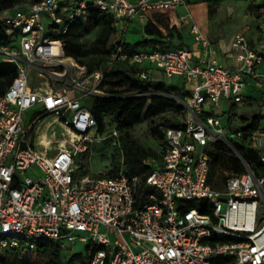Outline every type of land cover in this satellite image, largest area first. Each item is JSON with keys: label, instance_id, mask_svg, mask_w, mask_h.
I'll return each mask as SVG.
<instances>
[{"label": "built area", "instance_id": "1", "mask_svg": "<svg viewBox=\"0 0 264 264\" xmlns=\"http://www.w3.org/2000/svg\"><path fill=\"white\" fill-rule=\"evenodd\" d=\"M190 3L28 0L0 9L10 39L0 47V61L17 69L0 95V255L35 250L44 240L63 249L86 244L94 252L91 264H264V129L223 125L232 106L246 103L247 79L264 83L258 73L264 42L253 47L244 32L236 34L230 52L236 68L212 57L196 60L189 47L162 42L132 51L125 45L136 19L187 7L179 20L211 51ZM89 8L112 15L120 38L93 72L67 56L64 39ZM151 21L157 27L166 20ZM258 31L264 33V14ZM121 64L138 68L142 81L164 76L167 83L180 78L185 87L196 83L184 99L173 98L184 118L177 127L160 126L164 139L135 173L125 166L119 130L107 118L102 131L92 107L82 103L113 97L104 82ZM227 104L221 116L207 112ZM110 138L119 148L116 167L89 175L80 156ZM219 153L224 165L215 171Z\"/></svg>", "mask_w": 264, "mask_h": 264}, {"label": "trees", "instance_id": "2", "mask_svg": "<svg viewBox=\"0 0 264 264\" xmlns=\"http://www.w3.org/2000/svg\"><path fill=\"white\" fill-rule=\"evenodd\" d=\"M26 1L28 0H0V9L13 8ZM210 11L212 14L214 13L212 8ZM90 31H93L94 37L88 42L84 38ZM175 31V28L170 30L171 37H174ZM144 32L147 36L144 41L135 45L127 43L125 44L126 48L132 51L140 50L145 46L162 43L165 38L162 32L151 22L146 25ZM64 39L67 56L76 59L90 72H93L107 61L109 54L114 50L120 38L114 27L112 15L89 8L85 13L77 15ZM9 43L10 39L0 21V47H6ZM138 73V68L127 64H121L112 69L107 74L104 88L113 97L96 100L92 106L93 114L102 131H106L107 128L105 120L111 117V124L123 133L120 137V145L124 153V163L132 173L141 169V160L144 157L155 152L138 144L127 131L143 122L154 121L156 117L166 113L180 115L176 122H164L151 128V135L161 142L164 139V133L160 126L177 127L180 120L185 116L183 106L171 96L184 99L188 94L183 82L180 86L172 82L167 83L164 80L142 81L138 78ZM16 75L17 69L14 64L0 61V95L4 94L11 86ZM153 92L159 95L154 98L135 96L136 94ZM261 121L262 116L257 115L248 126L251 129H257ZM240 150L243 152L242 147ZM250 158L257 160V157L251 154ZM222 159L223 156L219 153L214 167L215 171L224 165ZM116 164L117 162L111 163L113 167H116ZM257 164H259L258 161ZM67 250L54 242L41 240L37 243L35 250L22 249L4 252L0 255V264L25 263L26 258L34 256L40 259V264H91L94 252H89V246H87L85 253L68 254Z\"/></svg>", "mask_w": 264, "mask_h": 264}, {"label": "rangeland", "instance_id": "3", "mask_svg": "<svg viewBox=\"0 0 264 264\" xmlns=\"http://www.w3.org/2000/svg\"><path fill=\"white\" fill-rule=\"evenodd\" d=\"M214 10L212 14L210 9ZM180 9V7H179ZM194 22L201 30L203 35L210 41L211 46L218 54L223 55V52L230 49L236 34L244 32L246 37L251 42L252 46L258 41H264V33L258 31L259 21L264 14V0H192L188 5ZM189 25V23H187ZM169 28V27H168ZM169 33H170V29ZM167 30V31H168ZM176 33V32H175ZM178 34L182 37L185 44L197 46L194 37L191 36L187 28H183ZM143 31L140 25L135 26V30L130 32L129 39L132 42H137L143 39ZM94 37L93 31H90L85 36L84 40L90 42ZM194 38V39H193ZM174 39V38H173ZM3 58L0 56V60ZM165 80L164 76H161ZM172 83L182 86V80L175 77L171 80ZM188 90H194L196 83H192L185 87ZM246 103L232 106L230 118L223 121L224 126H231L232 129L247 127L251 124L252 119L257 116H262L260 126L264 129V87H248L245 90ZM175 98L174 96H171ZM92 107V100L82 101ZM230 105H226L223 110L215 107L209 109V114L217 117L221 116L223 111L229 110ZM35 111H31L27 115V124H30ZM180 115L166 113L156 117L154 121H146L134 126L127 132L131 137L145 149L156 151L159 141L151 135V128L164 122H176ZM111 120V117L108 118ZM115 126V125H114ZM123 133L120 132V137ZM119 148L114 144V139L110 138L101 144H98L90 153L82 154L83 166L86 168L89 175L93 176L98 170H107L112 162L118 161ZM68 254L85 253L87 245L77 243L75 246L68 245ZM4 254V253H2ZM27 261L20 264H40V259L36 256L26 258Z\"/></svg>", "mask_w": 264, "mask_h": 264}, {"label": "crops", "instance_id": "4", "mask_svg": "<svg viewBox=\"0 0 264 264\" xmlns=\"http://www.w3.org/2000/svg\"><path fill=\"white\" fill-rule=\"evenodd\" d=\"M132 2H137L139 0H131ZM192 0H190L191 2ZM187 11V7H180V9L178 8L176 10V12H170V13H165V14H154L152 12H149L147 14V18L145 19H136L132 24H131V27H130V31H129V34L130 32H132L133 30H135V26L136 25H140V28L141 30L143 31V36L141 40H138L136 43L138 42H142L144 41L147 36L144 32L145 30V27L146 25L151 22V19H154V20H157L158 22V19H161V18H165L166 21L164 25L158 23V26L157 28L162 32V34L165 36V38L163 39V43L166 45V46H169V47H175V46H179V47H189L193 50L194 52V58L196 60H200V59H203L205 57H212V59L216 60L217 62L225 65V66H228V67H232V68H236L240 65L239 61L237 60V56L236 55H231L230 52H231V47L230 49H228V51L226 52H223V55L221 54H218L217 51L214 49V47H212V50L211 51H208L206 49H204L202 47V45L197 42L194 38V41L196 43L197 46H190L189 44H185L184 40L182 39L181 36H179L178 32H181L182 29L184 28H187L188 31L190 32L191 36L194 37V35L191 33L190 31V26L187 24V23H184V22H181L179 19L181 17H183L185 15ZM169 27V28H168ZM175 28L176 29V33L174 32V37H171L170 33H169V30L168 29H173ZM168 30V31H167ZM201 31V30H200ZM150 38V37H149ZM174 38V39H173ZM248 39V38H247ZM249 41V39H248ZM264 41H260L256 42L254 46H258L260 45L261 43H263ZM129 43H131L132 45L136 44L135 42H132L130 41ZM250 45L252 46L251 42L249 41ZM153 45V44H152ZM152 45H149V46H145V47H142L140 49H147L149 47H151ZM258 73H260L261 75H264V64L261 65L259 68H258ZM248 81V85L246 87V89L248 87H264V83H260V84H256V81L253 79V78H248L247 79ZM247 98V97H246Z\"/></svg>", "mask_w": 264, "mask_h": 264}, {"label": "bare ground", "instance_id": "5", "mask_svg": "<svg viewBox=\"0 0 264 264\" xmlns=\"http://www.w3.org/2000/svg\"><path fill=\"white\" fill-rule=\"evenodd\" d=\"M43 138H44L45 142L49 144V141H50L49 136H47V135L44 133V137H43Z\"/></svg>", "mask_w": 264, "mask_h": 264}]
</instances>
